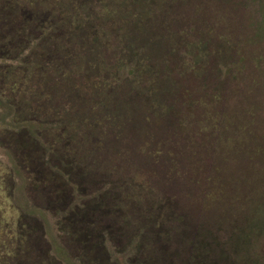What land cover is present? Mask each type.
Wrapping results in <instances>:
<instances>
[{
	"label": "rangeland",
	"instance_id": "rangeland-1",
	"mask_svg": "<svg viewBox=\"0 0 264 264\" xmlns=\"http://www.w3.org/2000/svg\"><path fill=\"white\" fill-rule=\"evenodd\" d=\"M0 264H264V0H0Z\"/></svg>",
	"mask_w": 264,
	"mask_h": 264
},
{
	"label": "trees",
	"instance_id": "trees-1",
	"mask_svg": "<svg viewBox=\"0 0 264 264\" xmlns=\"http://www.w3.org/2000/svg\"><path fill=\"white\" fill-rule=\"evenodd\" d=\"M158 259H160V261L162 262V256L160 255V257H158Z\"/></svg>",
	"mask_w": 264,
	"mask_h": 264
}]
</instances>
